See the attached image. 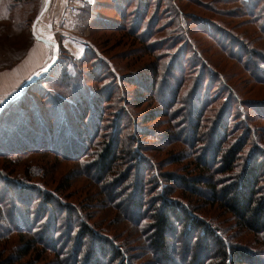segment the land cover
I'll list each match as a JSON object with an SVG mask.
<instances>
[{
	"label": "rangeland",
	"instance_id": "rangeland-1",
	"mask_svg": "<svg viewBox=\"0 0 264 264\" xmlns=\"http://www.w3.org/2000/svg\"><path fill=\"white\" fill-rule=\"evenodd\" d=\"M47 1L49 0H32L24 4L20 0H0V108L6 99L22 90V86L37 70L52 61L49 57L54 53L49 44L41 47L44 52L33 51L32 59L29 57L36 45L42 46L34 37L32 24ZM97 1L90 14L91 18L86 13V5L81 7L73 20L74 26L50 27L42 21L37 24L36 29L43 28L46 34L54 35V41L58 44L56 61L51 68L39 73L19 94L9 100L6 105L12 107L11 111L1 117L5 123L0 125V129L7 130L12 120H15L14 127L24 123L27 128L31 117L29 114L33 113L44 116L42 118L55 126V142L61 145L59 151L55 150V154L26 152L20 158L13 156L10 159L0 156V169L4 170L6 178L9 177L11 181H16L22 187L37 185L42 191L53 194L56 203L60 202L55 213L56 227L53 223L46 229L45 223L42 231L45 230V238L53 237L55 231V246L59 250L66 246V249L62 248L61 254H58V251L54 253L43 247L40 241H36L39 239V233L35 234L37 231L10 232L0 236V264H86L87 258L89 264H94L98 257H102L97 255L98 252L108 253L107 257L99 259L100 262L162 264L161 262L172 257L174 250H177L176 256L179 259L184 245L190 247L189 254L194 258L195 246L189 242L191 236H186L183 227L176 230L175 236H172L171 231V237L165 241L158 238V244L154 242L152 235L148 238L152 231L149 228L150 216L164 197L180 204L182 201L186 205L191 204L185 207L189 215H198L197 218L208 227L213 228L212 219H215L216 224L225 230L217 233L241 250L239 252L243 259L249 258V264H264V236L261 232L250 229L251 223L247 227L244 220L228 206L227 198L224 197L223 188L230 183L231 177L239 173L216 172L209 178L200 177L206 179V182L212 177L214 183L218 184L220 193L217 200H214L203 181H194L201 172H209L201 168L203 165L214 168L212 159L215 134L212 131L217 126L216 114L231 101L224 83L229 84L237 96L236 101L231 102L233 117L229 130L235 135L232 140L234 143H244L236 165H246L253 147L264 149V82L257 80V77L263 75L256 71L258 65L262 66L251 62L249 70L245 49L241 50L242 46L248 44L264 57V32L261 30V26H264V0L259 5L261 18L258 23L256 19L249 18V12L236 0H230L235 3L224 0H145L150 8H144L143 5L139 7L141 0ZM146 17L147 21L155 20L150 37L152 40L147 41V45L142 39H138L146 34L136 33ZM220 29L225 33H220ZM223 34L237 43L231 49V52L235 50L237 57L230 54L228 41L225 42L227 47L221 44L219 35ZM154 44L156 46L152 47ZM174 56L186 63L187 70L182 88L184 92L180 102L173 108V111L176 110L174 115L170 117L164 115L167 108L160 105L154 93L150 94L145 86H138L134 82L136 78L151 80V70L163 62L164 66L160 67L163 71ZM16 57L22 59L18 61ZM254 59L258 61V58ZM103 68L112 72L115 78L100 75ZM183 74L179 71L178 64L173 63L164 78L167 80V77L171 78L173 75L182 77ZM173 84L170 81L168 88L157 91L156 95L162 94L164 103L170 101L168 96L171 92L170 85ZM106 87L108 95H104ZM33 89L40 94L38 91H31ZM194 91L202 94L200 100L208 101L206 124L213 125L211 130L208 129L209 126L204 129L205 134L198 135L201 141L198 148H194L190 137H186L194 128L189 127L190 121L188 123L187 120V110L194 105L183 103L190 98L192 102ZM102 95L104 101L101 103L98 98L97 102L95 98ZM97 103L104 110L103 129L97 142L114 138L115 143L119 144V151L123 150L119 154L122 159L129 158V152L136 150L149 159L156 176L158 168L160 173L174 176V183H166V187L165 184L162 185V188H167L166 192L164 189H155L156 185L152 181L143 186L146 195L140 192L142 189L138 184H125L130 170L134 168V174L136 173L135 167L138 165L134 160L121 164L123 172L114 180L99 177L94 164L95 156L88 154L99 150L101 145L97 142V146H93L82 161L75 154L70 158L63 155L73 131L77 137V147L74 146L72 151L79 153L89 144L91 139L85 140L78 128L87 124L90 116L88 111L95 105L97 107ZM201 107V103L196 102L193 109ZM241 120L243 125L240 124ZM76 123L78 127H75ZM245 126L249 128L250 134ZM14 127L9 131L20 133L25 130L23 126ZM180 129L182 131L178 132ZM141 131L143 134H140ZM114 133L117 134L113 136ZM21 142L22 140L12 143L11 148L13 145L14 149L28 145L22 143L19 146L18 143ZM220 166L217 165L213 170H219ZM209 174L210 172L205 175ZM178 176L185 180L180 181ZM260 187V190L263 189L264 183ZM145 198L147 206L141 208ZM65 208H69V212ZM2 210L0 206V219L6 224L8 222ZM32 218L33 215L30 219ZM30 219L27 218L26 222L18 220L17 224L22 222L24 226ZM173 225L179 227L176 221ZM202 227L203 225L197 230L199 235L194 233V241L195 236L203 234ZM86 231L91 235L87 234L83 238ZM94 235L109 240L106 247L108 250L95 247L94 244L98 241H94ZM209 235L204 233L205 239ZM29 243L32 244L29 246ZM103 243L100 242L102 247ZM78 244L83 247L80 249ZM217 250L216 241L212 237L206 254H197L195 262L193 258H189L184 264H189L190 260L192 264H203L207 259L214 258Z\"/></svg>",
	"mask_w": 264,
	"mask_h": 264
},
{
	"label": "trees",
	"instance_id": "trees-1",
	"mask_svg": "<svg viewBox=\"0 0 264 264\" xmlns=\"http://www.w3.org/2000/svg\"><path fill=\"white\" fill-rule=\"evenodd\" d=\"M17 2V0H14ZM24 4L32 1V0H20ZM128 0H126L127 2ZM229 3H235V1L230 0H224ZM95 0L93 3H89L86 5V13H88L89 18H91L90 14L93 9L96 7ZM142 2H145V0H141V3H139V7L143 5L142 7L148 8L149 4L145 2L143 4ZM237 3H239L243 8H245L251 16H249L250 19L254 18L257 20V23L260 21L261 18V10H259V5L262 2V0H236ZM150 8V7H149ZM150 10V9H149ZM175 14H177V11H175ZM139 15V12L137 13ZM171 15V13H170ZM97 18H101V16H94ZM91 23V21L89 22ZM155 23V20H149L147 21V17L143 20V22L140 24V29L136 33H145L146 36L138 37V39H142V42H145V45H147V41L152 40L150 37L151 34L154 31L153 24ZM88 24V23H87ZM166 24H168L166 22ZM91 26V24H88ZM136 29H137V24ZM262 27V31L264 32V26ZM143 30V31H142ZM220 33H225L224 30H219ZM138 35V34H137ZM221 36L220 39L222 40V43L225 47L226 41L229 42V46L227 47L230 54L234 57H237V54L234 52H231L232 47H235L237 43L233 40V38L229 37L228 35H219ZM150 38V39H149ZM156 46V44L152 45ZM152 47L150 46V49L152 51ZM245 49V56L247 58V61L249 63V70H250V64L251 62H255L256 64H260L262 67L258 65V69L256 70L259 74H262V76L257 77V80L259 82H264V57L263 55L257 54L256 51L252 50L250 45L242 46L241 50ZM254 57L258 58V61L254 59ZM17 58V57H16ZM18 61L22 58H17ZM178 56L172 57V62L170 61L168 66H165V69L161 71L160 67L164 66V63L161 62L159 66L156 68H153L151 70V73H153V77L149 81H142L139 78L135 79L134 84L138 86H145L150 94L154 93L156 100L159 101L161 106H165L167 108L164 115H169L172 117L174 115L173 108L180 102L181 100V94L184 92L182 90L184 82H185V72L187 70L186 63L183 60H179ZM17 61V60H15ZM179 61V62H177ZM178 64L179 71L183 72V76H172L171 78L167 77V80L164 78V74L167 73L168 68L172 64ZM103 76H112L115 78L114 74L112 72H109L106 69H102L99 73ZM105 77V78H106ZM161 77V79H160ZM125 81V80H124ZM170 81H173V85H170V93H169V99L170 101L167 103H164L163 98L161 95H156L158 89L163 90L165 87H167V84L170 83ZM225 84V89L228 92V97L231 100L230 103L222 108L221 111H219L216 114V121L217 126L216 129L212 132L215 134V142H214V155L212 162H214V168L218 165H221L220 169L217 171H214L210 166L207 164L203 165L201 168L204 171H209V175H205L209 172H201L198 174L195 178V183H198L197 181H203L202 183L207 187V189H210L212 196H214V200H217L219 198L220 190L218 189V184L214 183L215 181L211 177L210 181L206 182V179L203 180V178L200 177H206L209 178L210 176L214 175L216 172L220 174H229V173H239L235 177H231L230 183H227L226 186L223 188L225 194L224 197L227 198V204L232 209V211L236 212L240 218L244 220V223L247 225L250 224V229L261 232L264 236V188L260 190L261 184L264 183V149L261 147H253V151L249 153V159L245 163V166H240L239 164L236 165V162L239 159V156L241 155V152L244 149V143L242 141H238L234 143L232 138L235 136L232 134V131L229 130L230 120L233 117V113L231 111V102L236 101V93L232 91V88L229 86V84ZM112 89H115L112 87ZM138 89V88H136ZM172 89V90H171ZM111 90V89H110ZM31 91H38V90H31ZM104 95H108L109 90H107V87L103 90ZM39 93V91H38ZM197 93V94H196ZM203 93V92H202ZM40 94V93H39ZM104 95L98 96L95 98V100L98 102V98H100L101 103L104 101ZM194 99L191 102V98L189 100H186L183 102L186 105L189 103H192L194 106L189 108L188 111V123L190 121V126H193L192 130H190L189 133L186 134V137H190L189 140L192 145H194V148H198L201 145V141L198 139V135L202 136L205 134L206 128H208V124H206L205 119V112L206 107L208 106V101L205 99L200 100L199 97L202 95L200 92L194 91L193 93ZM25 96L28 97V95L25 93ZM13 102V101H12ZM196 102L201 103V108L199 109H193V107H196ZM96 103V102H95ZM8 105V104H7ZM5 106L4 109L0 112V125L5 123V120L2 119L5 117L10 111L12 107ZM10 105V104H9ZM264 109V108H263ZM257 110V109H256ZM171 111V112H170ZM181 111V110H180ZM89 117L88 122L85 124L82 128H78L81 133H83V138L85 140H89V144L85 145V147L79 151V153L76 151H72L75 147H77V137L75 136V132H71L70 141L68 143V147L66 146L64 148V156L66 158H70L71 155H77L79 159H84L88 154L92 156H95L96 161H94V164L96 166V170H98L99 177L103 178H111L115 179L117 175L121 174L123 172L122 167L120 166L123 163H128L129 161L134 160L138 166L135 168L136 173L134 174V168L130 170L128 173V178L126 179L125 184L128 183L130 185L132 184H138L139 187L142 189L140 192H142L143 195H146V190L143 189V186L147 184V182H151L153 185H156L155 189H160L159 191L166 192L167 188L166 183H174L175 179L174 176H171V174H167L165 172H159V168L156 169L157 176L155 173V168L150 163L149 159L142 156V153H137L136 150H133L129 152L130 156L129 158L122 159L119 154L122 153L123 150L119 151V144L115 143L116 140L113 138V140L104 139L102 141H98L97 139H100V132L103 129L102 122L104 121V118L102 117L104 114V110L99 107V103H97L93 108H90L89 111ZM170 113V114H169ZM181 113V112H180ZM259 113V112H258ZM260 114V113H259ZM31 117L29 118L27 122V128L24 126V123H20V125L15 126V120H12V122L7 127V130L4 128L0 129V156H3L6 159H10V157H22L26 152L28 153H54L55 150L59 151L60 146L57 142H55V126L50 124V122L47 121L46 118H42L44 116L33 113L32 115L29 114ZM92 115H95L92 116ZM261 115V114H260ZM2 117V118H1ZM247 117V116H246ZM248 118V117H247ZM79 118H77V122ZM185 117H183V120ZM181 120V121H183ZM215 121V122H216ZM194 123V124H193ZM241 125H243V120L240 122ZM187 124L185 123L184 126ZM212 125V124H211ZM211 125L208 129L211 130ZM19 126L25 127V130L21 131L20 133L17 132H11L9 129H12L14 127L17 128ZM213 126V125H212ZM75 127H78V123H76ZM246 130L249 132V128L246 127ZM182 129V128H181ZM179 130L178 132H181L182 130ZM88 131V132H87ZM117 131V130H116ZM144 131V130H143ZM89 133V134H87ZM145 133V132H144ZM117 133H114L113 136H115ZM140 134H143L141 131ZM92 137V138H91ZM21 143H18L19 146L22 143H28L27 146H21L17 149L11 148L12 143L21 141ZM73 141L75 143H73ZM95 142H97L100 146L99 150H94V153L90 154L88 151L92 149L95 145ZM200 142V143H199ZM17 144V143H16ZM75 146V147H74ZM11 148V149H10ZM138 149L141 151V148L138 147ZM88 153V154H86ZM125 157V156H124ZM122 159V160H121ZM221 159L219 162L218 160ZM20 160V159H19ZM121 162L119 163V161ZM126 165V164H125ZM236 165V166H235ZM241 168V169H240ZM151 172V174H150ZM205 175V176H203ZM5 175V172L3 169H0V206L1 209H3V216L7 219L6 224L1 222L0 219V236H4V234L10 233V232H33L37 231L35 234L39 233V239L36 241H40L42 243V246L50 249L54 253L58 251V254H61L62 248L66 249V246L61 247L60 250L57 246H55V240H56V233L52 234L53 237L45 238L43 233L45 230L42 231L43 225L46 223V229L49 225H52L55 223V227L57 225L55 213L57 212L56 208L57 205L60 204L59 201L57 203L55 202V196L52 194L50 195L48 192L42 191V188L33 185V186H27L22 187L20 184H18L16 181H11V179ZM215 177V176H214ZM180 181H183L185 179L178 176ZM221 183V182H219ZM161 184V186H160ZM165 184V187L162 188V185ZM222 184V183H221ZM160 187V188H159ZM172 190V188H171ZM171 190H169V194L171 193ZM173 191V190H172ZM173 193V192H172ZM11 195V198L9 199L8 196ZM218 196V197H217ZM187 200V199H185ZM148 201L145 198V203H143L141 208H144L147 206ZM183 203V204H182ZM180 202H173V200L169 198H162V201L158 202L159 206H155L153 212L154 214H151L150 218V224L149 228H152V231L150 234H148V238H150V235H152L157 243L158 238L165 241L166 238H170L169 235L171 231H173V235L175 236L176 230L183 227V231L185 232L186 236H191L190 243H192L195 246V254L194 258L193 255L191 257L190 247H186L184 245V250L181 249V257L177 259V250H174V254L172 257H169L166 261L161 262L162 264H184L187 259H192L193 262H195L197 254H206V252L209 249V241L214 238V241H216V247L218 248L216 252V256L214 258L207 259L206 262L203 264H249V258L246 260L241 257V253L239 249L233 246L231 242L226 241L225 239H222L220 237V234L217 233V231L225 232L224 229L220 228V225L216 224L214 221L215 219H212V227H208L207 224L202 221L201 219L197 218V216H191L188 213V209L185 208L188 205H186L185 201ZM23 206V208H22ZM62 206V205H61ZM64 207V206H63ZM35 209V210H33ZM69 208H65V211L69 212ZM178 213L182 215H178ZM34 216V218L30 219ZM30 219L29 223H25L23 226L21 223L20 225L17 224L18 220H21L23 222H26V220ZM59 219V218H58ZM137 219V217H136ZM145 219V218H144ZM47 221V222H46ZM174 221L178 222L177 225H173ZM193 222V223H192ZM202 227L203 234L199 236H195L196 240L194 241V233H197V235L200 234L199 231ZM39 227V230H38ZM81 232V231H80ZM87 232V231H86ZM201 232V233H202ZM83 233V232H81ZM205 235H212L207 236L205 239ZM34 234V233H33ZM87 234H90V232L85 233L83 236L86 237ZM91 235V234H90ZM201 238V239H200ZM151 241V239H149ZM94 241H98L95 243V247L99 246L102 249H107V242L109 243V240L99 238V235H94ZM159 241V240H158ZM202 241V242H201ZM100 242H104L102 247L100 245ZM203 243V245H201ZM32 243H29L30 246ZM59 244V243H58ZM158 244V243H157ZM62 245V244H61ZM78 247H83V245L78 244ZM173 247H177V245H173ZM94 249V247H93ZM176 249V248H175ZM176 251V252H175ZM64 253V250L63 252ZM120 255V252L117 251ZM93 254V253H92ZM97 255H102V257H98L96 262L94 264H113L112 262H100L99 259H102L103 257H107L108 253L103 254L101 252H98ZM190 255V256H189ZM79 259V257H78ZM82 260V259H80ZM79 260V261H80ZM125 260V258H124ZM84 261V259L82 260ZM86 264H89V259H86ZM128 263V262H127ZM92 264V263H91ZM124 264V263H123ZM135 264V262H133ZM191 263V260L189 262Z\"/></svg>",
	"mask_w": 264,
	"mask_h": 264
},
{
	"label": "crops",
	"instance_id": "crops-1",
	"mask_svg": "<svg viewBox=\"0 0 264 264\" xmlns=\"http://www.w3.org/2000/svg\"><path fill=\"white\" fill-rule=\"evenodd\" d=\"M93 0H49L48 6L44 11V15L42 17V23L44 25L55 27V26H74V19L76 14L80 12L81 7L91 3ZM43 9V8H42ZM41 9V10H42ZM40 13V12H39ZM42 46L36 45V49L31 50V54L36 51L44 52L41 47L43 45L46 47L47 44L44 42L38 41ZM29 57H33L32 55ZM36 54V53H35ZM40 58V57H39Z\"/></svg>",
	"mask_w": 264,
	"mask_h": 264
},
{
	"label": "water",
	"instance_id": "water-1",
	"mask_svg": "<svg viewBox=\"0 0 264 264\" xmlns=\"http://www.w3.org/2000/svg\"><path fill=\"white\" fill-rule=\"evenodd\" d=\"M47 6H48V3H46V5L44 6V8L41 10V12L38 14V16H37V18L34 20V22H33V24H32V31H33V34H34V28L36 29V27H37V20H38V18H39V22L41 21V19H42V17H43V15H44V11L46 10V8H47ZM34 37H35V39L36 40H38V41H41V42H44L45 44H49V41H47L46 39H38L37 38V35H35L34 34ZM57 46H58V44L57 43H55ZM54 60H52L50 63H48L45 67H43V68H41V69H39V70H37L28 80H27V82H26V84H24L23 86H22V90L25 88V86L27 85V83H30L31 82V80L32 79H34L36 76H37V73H42V72H44V71H46V70H48L49 68H51L53 65H54V63H55V61H56V58H57V54H56V52L54 53ZM46 69V70H45ZM22 90H20V92L22 91ZM20 92H17V94H19ZM17 94H14V95H12L10 98H8V99H6V101L4 102V104L2 105V108H0V111L3 109V107L9 102V100H11L13 97H15Z\"/></svg>",
	"mask_w": 264,
	"mask_h": 264
},
{
	"label": "snow or ice",
	"instance_id": "snow-or-ice-1",
	"mask_svg": "<svg viewBox=\"0 0 264 264\" xmlns=\"http://www.w3.org/2000/svg\"><path fill=\"white\" fill-rule=\"evenodd\" d=\"M37 23H39V18L37 20ZM34 34L37 35L38 39H46L47 41H49V45L48 46H49V48L51 49V51L53 53L58 51V46L55 44L54 35L53 34H50V33L46 34L44 32L43 28H40V29H35L34 28ZM54 58H55L54 55L49 57V59H51V60H54ZM37 75H39V73H37Z\"/></svg>",
	"mask_w": 264,
	"mask_h": 264
}]
</instances>
